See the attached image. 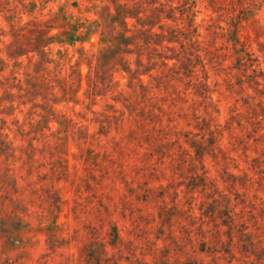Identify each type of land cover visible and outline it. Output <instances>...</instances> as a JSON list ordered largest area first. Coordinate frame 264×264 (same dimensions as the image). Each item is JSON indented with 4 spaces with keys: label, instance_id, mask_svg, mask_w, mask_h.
Returning a JSON list of instances; mask_svg holds the SVG:
<instances>
[{
    "label": "rangeland",
    "instance_id": "374dc122",
    "mask_svg": "<svg viewBox=\"0 0 264 264\" xmlns=\"http://www.w3.org/2000/svg\"><path fill=\"white\" fill-rule=\"evenodd\" d=\"M0 264H264V0H0Z\"/></svg>",
    "mask_w": 264,
    "mask_h": 264
},
{
    "label": "trees",
    "instance_id": "16d2710c",
    "mask_svg": "<svg viewBox=\"0 0 264 264\" xmlns=\"http://www.w3.org/2000/svg\"><path fill=\"white\" fill-rule=\"evenodd\" d=\"M246 55H248L249 60H252L250 53L247 52ZM161 106L164 105L158 106L160 110L155 115H157L158 119L164 126L157 129L158 134L157 136H154L152 138L151 143H148V141H142L141 138L138 139V147L143 149L144 153L154 154V152L150 151L149 148L156 144L155 141H158L163 146H165L171 153H174V150L180 153H186V155H188V160H190L189 162L196 166V163H194L193 161L197 160V158H192L190 153H188V150L185 148L184 144L187 141L194 142V144L199 143V147L203 150L207 148V144L205 143L206 140L204 135L201 136V140L199 141V134L194 133V131L190 129L192 121H194V117L192 112L190 111L191 107L187 101V98L185 97V95H180L176 103L173 105L174 107L172 105L168 108H164ZM141 113V111L131 113L130 117L121 115L117 118V121L120 123H116V128L120 127L121 129H123L127 124L131 123V121L142 122L139 118L142 115ZM195 118H199V116H195ZM211 132L216 133V137L219 142L224 138L221 124H215V130ZM143 133L145 134L146 131H143ZM160 136L162 138L158 139ZM206 158L207 154L203 152L200 160H202L201 164L204 173H207L208 170V168L204 164Z\"/></svg>",
    "mask_w": 264,
    "mask_h": 264
}]
</instances>
